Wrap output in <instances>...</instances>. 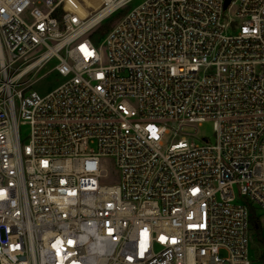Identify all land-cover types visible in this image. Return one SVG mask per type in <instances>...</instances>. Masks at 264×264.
Masks as SVG:
<instances>
[{
    "label": "built area",
    "instance_id": "1",
    "mask_svg": "<svg viewBox=\"0 0 264 264\" xmlns=\"http://www.w3.org/2000/svg\"><path fill=\"white\" fill-rule=\"evenodd\" d=\"M226 1L146 0L98 44L133 0H0V264H253L264 0Z\"/></svg>",
    "mask_w": 264,
    "mask_h": 264
},
{
    "label": "rangeland",
    "instance_id": "2",
    "mask_svg": "<svg viewBox=\"0 0 264 264\" xmlns=\"http://www.w3.org/2000/svg\"><path fill=\"white\" fill-rule=\"evenodd\" d=\"M146 0H133L129 5L112 15L106 21L102 23L100 26L101 33L103 37L101 39L96 38L99 44L103 38L111 32L119 22L129 14L134 8L145 2ZM96 44V47L99 45ZM102 52L106 55L107 50L105 46H102ZM52 67V65H51ZM48 70L42 72V76L37 78V81L34 83L31 91L37 92L38 94L44 96L55 90L57 87L61 86L67 78L59 75L56 72L47 73ZM131 105H135L134 101H129ZM20 133L22 141H26L29 128L26 125L20 126ZM185 136L190 143L200 144L203 140H213L214 138V130H213V120H206L201 124H193L188 127H184L182 130V134L178 136H174V133L171 132L164 138V148H167L171 143H176L181 140L182 137ZM103 169L107 172L108 178L105 180H101L102 184H110V185H118L120 183V174L119 171L114 167L113 161L111 159L106 160L103 163ZM262 221H264V216H262ZM253 240L251 243V259L253 264H264L263 256H264V240L258 241L254 239V231L252 233Z\"/></svg>",
    "mask_w": 264,
    "mask_h": 264
},
{
    "label": "trees",
    "instance_id": "3",
    "mask_svg": "<svg viewBox=\"0 0 264 264\" xmlns=\"http://www.w3.org/2000/svg\"><path fill=\"white\" fill-rule=\"evenodd\" d=\"M87 4L90 5V7L94 6V7H98L101 4V0H85ZM101 39L103 37V34L101 33V30L98 29L92 36L91 39L93 40V42L97 43V39ZM252 225H253V231H254V239L258 240V241H263L264 240V235H263V230L262 227L259 223V221L257 220V217H253L252 218ZM263 263H264V256H263Z\"/></svg>",
    "mask_w": 264,
    "mask_h": 264
},
{
    "label": "water",
    "instance_id": "4",
    "mask_svg": "<svg viewBox=\"0 0 264 264\" xmlns=\"http://www.w3.org/2000/svg\"><path fill=\"white\" fill-rule=\"evenodd\" d=\"M230 1H231V0H227V1H226V6L229 4Z\"/></svg>",
    "mask_w": 264,
    "mask_h": 264
}]
</instances>
